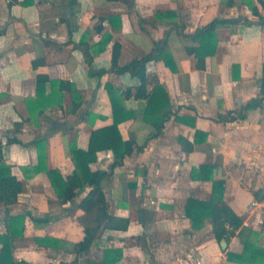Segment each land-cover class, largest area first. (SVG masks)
I'll return each mask as SVG.
<instances>
[{
	"label": "crops",
	"instance_id": "crops-1",
	"mask_svg": "<svg viewBox=\"0 0 264 264\" xmlns=\"http://www.w3.org/2000/svg\"><path fill=\"white\" fill-rule=\"evenodd\" d=\"M71 1L0 0V142L5 162L26 182L15 205H0V234L7 215L27 216L25 235L13 243L16 261H70L85 236L78 204L88 190L63 204L47 173L24 171L38 164L37 141L48 138L50 170H59L64 179L72 174L69 144L88 150L92 131L113 124L107 86L122 94L139 84L130 74L111 70L113 45H121L122 67L152 54L166 36L177 71L163 61L147 68L166 90L172 114L157 134L143 118L147 101L125 99L135 117L119 130L124 141L133 142L134 153L103 182L115 220L81 256V264H101L107 250L122 251L118 264H237L227 254H241L245 241L264 249V232L248 214L251 201L264 200V103L244 110L261 96L264 5L250 0L259 10L255 16L248 0H225L234 2L230 7L224 0ZM215 19L232 22L217 27V52L198 70L187 49L200 47L192 36ZM107 36L111 40L99 53ZM40 60L45 64L35 68L33 62ZM99 70L108 72L100 77ZM39 75L54 83L46 84L45 110L34 102ZM113 161L112 152H102L92 168L109 170ZM216 182L244 221L240 235L226 246L216 241L210 220L194 230L186 217L189 198L210 201ZM141 210L145 223L139 221ZM37 237L54 246L38 245Z\"/></svg>",
	"mask_w": 264,
	"mask_h": 264
},
{
	"label": "trees",
	"instance_id": "trees-1",
	"mask_svg": "<svg viewBox=\"0 0 264 264\" xmlns=\"http://www.w3.org/2000/svg\"><path fill=\"white\" fill-rule=\"evenodd\" d=\"M108 2H126L127 0H106ZM264 5V0H257ZM77 3L72 0L71 5ZM226 6H232L234 2L225 1ZM249 7L255 16H260L257 6L248 0ZM113 18H109L112 21ZM230 20L215 19L209 25L198 29L192 39L200 42L199 48H188L187 52L196 59L195 68L205 70L206 59L217 52L219 39L216 33L220 24L231 23ZM4 33L0 29V36ZM111 36H107L102 41V48L106 50L107 43ZM113 57L111 70L117 74H130L139 84L127 87L122 94L111 91L110 85L107 86L113 109V124L104 128L92 131L88 150L78 148L76 142H71L68 146L69 155L75 165V170L65 179L59 170H50L47 166V145L48 138H41L37 141L38 164L31 169H24L26 173L39 174L47 173L51 185L63 204L73 203L86 192L85 197L81 198L78 208L84 212L82 223L85 228L84 239L77 243L73 250L74 258L70 261H61L58 264H81V256L85 257L92 248L94 242L100 237L102 231L115 220L109 213V205L104 193L103 182L110 177L115 168L123 164L124 159L134 153L132 141H124L119 130V125L135 117V113L125 108V99L134 98L136 100L147 101L146 108L142 111L144 121L151 124L161 134L164 123L170 118L172 112L169 96L163 86L160 85L157 74L147 68L151 61H163L172 72L177 68L167 50V36L161 42L155 44L152 54L141 59L133 60L125 66H119L118 60L121 54V45H113ZM88 63L92 64V59L87 58ZM45 64V61H35L33 66L37 68ZM108 71L99 70L95 74L103 76ZM53 82L47 76L37 77V99L36 105H41L43 110L48 106V98L43 99L46 84ZM62 84L63 90H70L67 83ZM80 98V96H78ZM46 102V104H45ZM264 103V69L261 83V96L250 103L244 110L258 108ZM74 107V112L79 108ZM168 109V110H167ZM41 113V112H40ZM93 126V123L90 122ZM156 134V136H157ZM112 152L114 161L109 170L94 171L92 166L98 161L99 154L102 152ZM213 197L210 201L200 199V197L189 198L186 205V217L190 219L192 228L200 230L204 227L206 220L211 221L212 233L218 243L225 241L229 244L232 238L239 236L244 229L243 219L225 201L222 183H214ZM26 191V182L20 181L14 174L13 168L5 162L4 146L0 142V205L7 207L15 205L19 201L21 194ZM26 215H7L4 220L5 231L0 234V264H31L26 261L18 262L14 256V241L23 237L26 232ZM38 221V220H36ZM127 227V226H125ZM48 241L37 237L36 243L40 246L53 247ZM241 254H227L230 262L237 264H264V249L252 241H245ZM122 259V251L107 250L101 264H118Z\"/></svg>",
	"mask_w": 264,
	"mask_h": 264
},
{
	"label": "built area",
	"instance_id": "built-area-1",
	"mask_svg": "<svg viewBox=\"0 0 264 264\" xmlns=\"http://www.w3.org/2000/svg\"><path fill=\"white\" fill-rule=\"evenodd\" d=\"M248 214L254 218V228L260 232H264V200L251 201Z\"/></svg>",
	"mask_w": 264,
	"mask_h": 264
},
{
	"label": "water",
	"instance_id": "water-1",
	"mask_svg": "<svg viewBox=\"0 0 264 264\" xmlns=\"http://www.w3.org/2000/svg\"><path fill=\"white\" fill-rule=\"evenodd\" d=\"M53 124H54V126H55L57 129H64V130L67 129V127H66V125H65L64 123L53 122ZM139 221H140L141 223H145V212H144L143 210H141V211L139 212ZM221 244H222L223 246H226V242H225V241H223Z\"/></svg>",
	"mask_w": 264,
	"mask_h": 264
}]
</instances>
